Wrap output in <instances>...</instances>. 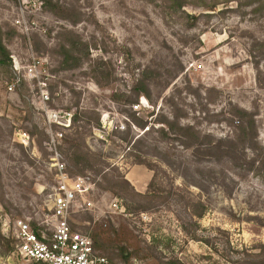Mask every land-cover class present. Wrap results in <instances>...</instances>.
<instances>
[{
  "label": "rangeland",
  "instance_id": "374dc122",
  "mask_svg": "<svg viewBox=\"0 0 264 264\" xmlns=\"http://www.w3.org/2000/svg\"><path fill=\"white\" fill-rule=\"evenodd\" d=\"M172 1L0 0L12 69L0 65V232L11 241L7 255L0 247V264H30L13 255V222L33 226L47 214L56 170L46 144L60 133L82 134V151L95 161L77 174L58 148L66 174L91 177L101 211L111 198L129 207L127 216L73 219L75 229L98 235L108 264H230L264 245V168L259 176L246 166V155L264 161V0H184L180 8ZM68 31L91 49L90 61L73 70L59 56ZM33 59L40 64L29 75ZM139 78L145 89L135 91L148 98L140 94L133 105ZM239 110L253 115L257 133L243 162L220 155L197 162L154 122L177 117L214 142L236 141L245 123ZM68 119V128L58 124ZM128 126L142 139L130 151L121 141ZM137 157L146 166L133 164ZM122 176L133 192L111 188Z\"/></svg>",
  "mask_w": 264,
  "mask_h": 264
},
{
  "label": "trees",
  "instance_id": "16d2710c",
  "mask_svg": "<svg viewBox=\"0 0 264 264\" xmlns=\"http://www.w3.org/2000/svg\"><path fill=\"white\" fill-rule=\"evenodd\" d=\"M170 2L172 0H169ZM174 1V2H173ZM172 2L177 5V7H181V5L184 3V0H173ZM66 40L62 42L59 45V56L61 57V62L64 65L63 68L65 70H73L82 67L85 63L90 61V47L87 43L83 42L78 36L73 35L71 32L65 33ZM0 65L4 66L7 69V72L9 74H12L11 69V62L9 59V53L2 41V33L0 28ZM94 73H101L100 72V65L99 62H96V67L94 69ZM95 79V82L98 85H101V83L97 80L96 76L93 77ZM138 85H143V89H145V83L144 81L139 78L136 83L133 85L131 91L135 92L136 96L133 101H131V104L137 105L138 104V96L142 94L144 97L148 98L147 93H144L143 91H138L136 93V88ZM136 87V88H135ZM237 116L241 118V120H244V124L239 127L238 133H240V136H237V140H227L225 142L223 141H212V139L209 138V136H201L200 133L193 128L191 125H184L180 123V121L177 119V117L174 118H163L161 120H154L155 123L160 124L161 128L158 130V133L164 138V140H170L172 142L178 143L180 146L186 148V149H192L193 150V156L196 158L197 162L208 161L216 158V155H220L221 160L222 158H225L230 161H244V150L246 148V151H251L256 147L257 143V133H256V127H255V121L252 114H248L245 111L239 110L236 111ZM79 120L77 119V116H74L73 119V125L77 123ZM132 125L143 130L144 128H147V132L150 131L151 128H148L147 123H144L142 121H139L135 119L132 121ZM79 128V127H78ZM94 128L99 129L100 123L98 119H96L94 123ZM166 130V131H165ZM131 128L128 126L126 131L123 133V137L121 138V141L128 146H130V149H134L135 146L139 145L142 141L141 137L137 136H131ZM146 134V132L144 133ZM77 137L71 138V137H63L60 145V151L62 154L65 155L67 163H68V169L73 171L75 170L78 173H80L79 168H86L90 167L92 162H95L91 158H87L86 154L82 151L83 147V137L82 134L76 133ZM236 143H239L238 149H236ZM253 154V153H252ZM258 155V154H257ZM133 164L138 165H145L139 157H137L134 160ZM146 166V165H145ZM246 166H249L250 169H252L254 172H256L257 175L261 176L259 173V170L264 168V161H259L256 157H253L252 159L247 160L246 155ZM151 170V169H150ZM123 178V179H122ZM121 181H113L111 184L112 189L120 188V189H131V192H133V188L130 187V184L127 180L122 176ZM153 182V179L150 181V183ZM151 185V184H149ZM148 185V187H149ZM110 188V187H109ZM110 190L112 191V189ZM149 196V193L147 194H137L134 193L135 198L139 199H145ZM127 209H129L128 206H126ZM97 239L98 235H94L92 237L93 242V249L97 252L96 245H97ZM193 240L198 241L197 237H192ZM10 244L11 241L7 238H5L1 232H0V247L4 249V254L7 255L10 251ZM100 246V244H99ZM165 264H181L176 259H171L170 261H167ZM230 264H264V245L259 244L250 247L249 249L246 248V259L245 258H237L234 261L230 262Z\"/></svg>",
  "mask_w": 264,
  "mask_h": 264
},
{
  "label": "built area",
  "instance_id": "2783aa9c",
  "mask_svg": "<svg viewBox=\"0 0 264 264\" xmlns=\"http://www.w3.org/2000/svg\"><path fill=\"white\" fill-rule=\"evenodd\" d=\"M40 62L33 59L27 67V73L33 75ZM13 91L14 84L8 86ZM69 116V115H68ZM67 124L58 123L68 128ZM63 135L50 136L47 146L53 152L52 167L56 170L55 186L45 196L47 214L39 218V223L18 219L13 222L15 247L13 255L30 264H108L107 260L93 249L89 235L75 229L72 225L75 216L96 211L101 216H127L126 207L121 199L111 198L101 211L94 201L96 184L89 175L70 178L65 172V165L60 162L57 149ZM147 215H141L145 221Z\"/></svg>",
  "mask_w": 264,
  "mask_h": 264
}]
</instances>
